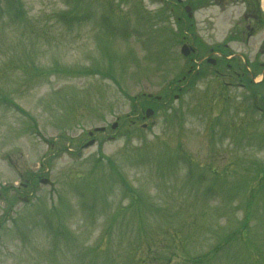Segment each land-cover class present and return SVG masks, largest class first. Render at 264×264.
<instances>
[{"label": "rangeland", "instance_id": "1", "mask_svg": "<svg viewBox=\"0 0 264 264\" xmlns=\"http://www.w3.org/2000/svg\"><path fill=\"white\" fill-rule=\"evenodd\" d=\"M119 1L0 0V264H264V83L228 87L181 53L185 31L196 58L264 73L262 0H183L191 23L166 0ZM248 1L263 18L247 41ZM190 66L205 76L173 82ZM148 95L170 98L144 120Z\"/></svg>", "mask_w": 264, "mask_h": 264}, {"label": "trees", "instance_id": "2", "mask_svg": "<svg viewBox=\"0 0 264 264\" xmlns=\"http://www.w3.org/2000/svg\"><path fill=\"white\" fill-rule=\"evenodd\" d=\"M82 1V0H81ZM15 12H16V14H17V16H21L19 13H18V10H17V7L16 6H12L11 7ZM23 16V15H22ZM21 16V17H22ZM249 222H250V217L249 216H247L246 217V219L243 221V225L240 227V228H238L237 229V233H239L240 232V230L239 229H241L242 227H244V229L246 230L247 228V225L249 224ZM236 233V234H237ZM167 237L169 238V236L167 235ZM232 236H230L226 241H229L230 239L232 240ZM175 239L174 238H170V240L169 241H171V242H173ZM155 241V239H152V238H147V246H146V248H148L149 250L151 249V244L153 243ZM169 247H170V245H169ZM174 247V246H173ZM138 261H137V264H141V263H143V264H145V261H142V260H140L139 258L137 259Z\"/></svg>", "mask_w": 264, "mask_h": 264}, {"label": "water", "instance_id": "3", "mask_svg": "<svg viewBox=\"0 0 264 264\" xmlns=\"http://www.w3.org/2000/svg\"><path fill=\"white\" fill-rule=\"evenodd\" d=\"M189 49L185 46L184 48H183V53L185 54V55H188L189 54Z\"/></svg>", "mask_w": 264, "mask_h": 264}, {"label": "flooded vegetation", "instance_id": "4", "mask_svg": "<svg viewBox=\"0 0 264 264\" xmlns=\"http://www.w3.org/2000/svg\"><path fill=\"white\" fill-rule=\"evenodd\" d=\"M250 16H252V17H258V15L256 16L255 14H252V13H248V14H246V16H245V18H248V17H250ZM259 18V17H258Z\"/></svg>", "mask_w": 264, "mask_h": 264}]
</instances>
